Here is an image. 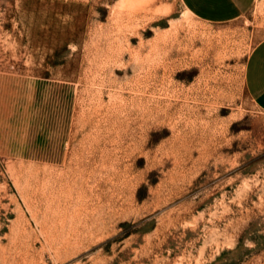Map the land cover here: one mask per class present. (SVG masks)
<instances>
[{
    "label": "rangeland",
    "instance_id": "374dc122",
    "mask_svg": "<svg viewBox=\"0 0 264 264\" xmlns=\"http://www.w3.org/2000/svg\"><path fill=\"white\" fill-rule=\"evenodd\" d=\"M264 0H0V264H264Z\"/></svg>",
    "mask_w": 264,
    "mask_h": 264
},
{
    "label": "crops",
    "instance_id": "0c3cea01",
    "mask_svg": "<svg viewBox=\"0 0 264 264\" xmlns=\"http://www.w3.org/2000/svg\"><path fill=\"white\" fill-rule=\"evenodd\" d=\"M184 8L199 20L225 23L238 18L255 0H180ZM245 89L264 112V38L251 50L244 72Z\"/></svg>",
    "mask_w": 264,
    "mask_h": 264
}]
</instances>
